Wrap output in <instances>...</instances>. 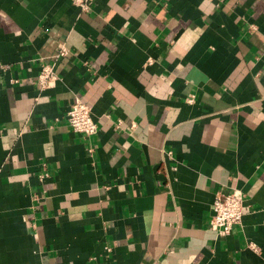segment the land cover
<instances>
[{"label":"crops","instance_id":"1","mask_svg":"<svg viewBox=\"0 0 264 264\" xmlns=\"http://www.w3.org/2000/svg\"><path fill=\"white\" fill-rule=\"evenodd\" d=\"M0 64V264H264V0H0Z\"/></svg>","mask_w":264,"mask_h":264},{"label":"built area","instance_id":"2","mask_svg":"<svg viewBox=\"0 0 264 264\" xmlns=\"http://www.w3.org/2000/svg\"><path fill=\"white\" fill-rule=\"evenodd\" d=\"M73 3L80 8L82 12H90L95 0H72ZM68 55V49L65 45L60 46L56 60H60ZM4 67L0 64V69ZM59 75L55 70V64L44 65L41 68L38 77V85L42 90H47L56 84ZM189 102H194L193 98ZM67 120L70 128L79 134L92 137L98 133V124L92 116L91 109L79 99L72 104ZM40 180L45 175L39 176ZM245 196L242 192L236 191L228 196H223L215 200L213 205V217L210 222V228L217 232L220 236H228L235 227L242 224L244 216ZM254 249H257L254 247Z\"/></svg>","mask_w":264,"mask_h":264}]
</instances>
